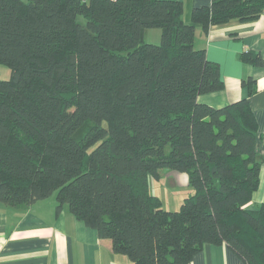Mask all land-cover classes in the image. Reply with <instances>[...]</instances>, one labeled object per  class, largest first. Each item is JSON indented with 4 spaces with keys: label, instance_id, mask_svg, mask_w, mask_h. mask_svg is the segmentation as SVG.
<instances>
[{
    "label": "trees",
    "instance_id": "trees-1",
    "mask_svg": "<svg viewBox=\"0 0 264 264\" xmlns=\"http://www.w3.org/2000/svg\"><path fill=\"white\" fill-rule=\"evenodd\" d=\"M182 0H0V202L55 196L134 264H189L226 243L264 264L258 121L250 99L198 101L224 88L195 47L196 24L253 21L264 0H212L183 18ZM159 28L161 42L146 40ZM242 59L264 65L249 49ZM249 95L256 80H243ZM192 192L179 210L150 190L161 169Z\"/></svg>",
    "mask_w": 264,
    "mask_h": 264
},
{
    "label": "crops",
    "instance_id": "crops-1",
    "mask_svg": "<svg viewBox=\"0 0 264 264\" xmlns=\"http://www.w3.org/2000/svg\"><path fill=\"white\" fill-rule=\"evenodd\" d=\"M183 18L192 22L197 7L209 6L212 0H182ZM153 32V36H150ZM146 39H161L152 28ZM195 47L205 49L207 57L220 66L224 88L202 94L198 101L222 107L249 98L258 121L260 185L249 208L264 202V65L242 59L253 49L264 57V13L253 21L232 20L205 30L196 24ZM256 80L258 91L249 95L243 80ZM181 176L178 174L177 176ZM184 175V174H182ZM55 196L27 207H12L0 202V264H134L128 256L113 250L112 240L101 238L96 229L77 219L67 206L56 211ZM189 264H247L226 243H206Z\"/></svg>",
    "mask_w": 264,
    "mask_h": 264
},
{
    "label": "rangeland",
    "instance_id": "rangeland-1",
    "mask_svg": "<svg viewBox=\"0 0 264 264\" xmlns=\"http://www.w3.org/2000/svg\"><path fill=\"white\" fill-rule=\"evenodd\" d=\"M152 29L158 31L159 37L161 36V30L159 28ZM150 36H153V32H150ZM146 40L156 44L161 42V39ZM10 77V67L0 64V78L9 79ZM176 173L168 168H162L160 178H150L151 192L162 199L163 207L168 210H179L184 198L193 191L188 185L187 176L182 174L181 176H177Z\"/></svg>",
    "mask_w": 264,
    "mask_h": 264
}]
</instances>
